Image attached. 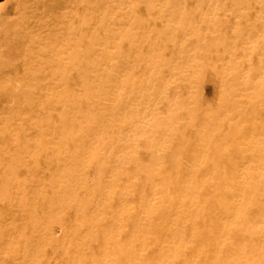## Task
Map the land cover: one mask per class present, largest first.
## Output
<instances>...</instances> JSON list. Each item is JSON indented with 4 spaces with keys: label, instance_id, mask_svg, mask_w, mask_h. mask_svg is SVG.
Segmentation results:
<instances>
[{
    "label": "bare ground",
    "instance_id": "1",
    "mask_svg": "<svg viewBox=\"0 0 264 264\" xmlns=\"http://www.w3.org/2000/svg\"><path fill=\"white\" fill-rule=\"evenodd\" d=\"M0 264H264V0L0 4Z\"/></svg>",
    "mask_w": 264,
    "mask_h": 264
},
{
    "label": "rangeland",
    "instance_id": "2",
    "mask_svg": "<svg viewBox=\"0 0 264 264\" xmlns=\"http://www.w3.org/2000/svg\"><path fill=\"white\" fill-rule=\"evenodd\" d=\"M6 0H0V4H3ZM220 79V78H218ZM220 82V80H219ZM207 89H206V97L205 99H208L209 102H212L216 99L217 89H219V85L217 83L213 82H207ZM191 92V91H190ZM191 94V93H190Z\"/></svg>",
    "mask_w": 264,
    "mask_h": 264
}]
</instances>
